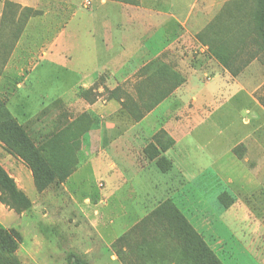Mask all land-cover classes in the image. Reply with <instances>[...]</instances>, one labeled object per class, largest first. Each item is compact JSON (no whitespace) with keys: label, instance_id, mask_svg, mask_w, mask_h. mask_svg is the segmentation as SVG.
<instances>
[{"label":"crops","instance_id":"crops-1","mask_svg":"<svg viewBox=\"0 0 264 264\" xmlns=\"http://www.w3.org/2000/svg\"><path fill=\"white\" fill-rule=\"evenodd\" d=\"M9 1L22 7L39 10L43 0L41 2L40 0ZM35 1L38 4L29 3ZM73 1L45 0V7L49 10L43 12L40 18L54 16V13L50 11L54 2L56 7L60 5L64 8L63 18L69 10L76 7ZM91 1L94 3V9L85 11L78 28L72 29L73 27L69 26L73 19L79 16V12H76L79 10L76 8L75 12L72 11V14L67 15V19L64 17L63 24L50 22V28H54L49 30L50 33L57 32L58 37L55 41L39 46V49L44 52L37 56V59L34 58V64L31 56L33 57L35 53L30 51L34 47L23 45V38H19L13 57L19 50H28L20 67L15 71L21 80L16 85L17 90L11 94L8 93L10 95L8 99L2 93L0 95L7 101L8 109L9 103L14 98L24 96L21 109L26 113L24 116L26 120L22 124L27 125L45 109L46 113L51 114L53 121L61 113L82 110L85 99L81 97V92L94 87L103 74L110 75L113 79L111 81L115 82L113 89L115 90L123 82L134 81L136 74L157 59L163 63L166 61L169 64H178L179 72H182L186 66L183 61L187 62V58L182 57L183 46L185 54H190L191 50L197 49L195 54L200 61L197 62L198 64L205 66L212 63L218 69L215 73L219 72L226 79L236 83L240 82L237 94L247 92L251 97L255 96L258 88L255 89L254 86L248 88L245 82L259 81L258 77H252V70L264 72L257 58L253 59L237 76H233L211 56L208 46H203L196 39L197 34L213 22L221 11H237L236 8H225L231 0ZM5 2L6 0H0V22L3 18ZM56 24L55 30L53 26ZM188 42H194V44L190 46ZM22 45L24 49H21ZM74 55H78V59L81 60L78 65L73 62ZM27 61H31L29 66L32 68L27 69L28 76L23 78L25 68L22 67H25ZM43 65L61 68L65 74L73 77V83L66 87L60 96L49 99L39 95L40 108L35 114H30L31 111L27 112V110L32 101V92L24 93L23 91L31 88L28 86L30 75ZM9 69V64L3 69L0 76V88ZM192 71L184 85L178 87L167 100L149 112L141 121L104 122L106 115H102L100 127L93 129L82 138V155L78 156L79 165L76 171L61 184L65 198L62 210L64 213L67 210L66 214L69 216L67 225L70 229H75L74 233L78 235L71 247H77L85 256L96 258L95 264H107L104 262L106 254L109 264H199L196 241L187 225L181 223L179 219L172 218L170 213L172 209H169L170 212L164 209L154 214L157 210H161L167 200H172L190 228L204 235L206 243V231H215L211 220L197 222L191 219L176 201V195L183 188L179 180L182 174L185 179L187 175L177 171L175 161L170 154L181 152L180 146L188 137H192L198 128L207 124L208 118H212L214 114L210 113L204 121H199L192 126L178 120L182 113L181 96L195 89L192 83L197 79L196 73L201 72L195 69ZM87 106L90 108V113L102 114L105 111L107 115L115 114L122 109V105L116 100H111L106 105L98 103L90 105L89 103ZM184 113L189 114L187 117L190 120L198 115L195 109L190 111L185 109ZM246 113L249 114L250 111L246 110ZM120 130L125 132L119 134ZM161 131H165L174 141V145L161 155L172 163V168L167 173L162 172L157 166L158 158L151 160L145 154V149L153 143V137ZM162 142L168 145L166 139ZM156 147L160 150L158 146ZM225 156L227 153L222 161L220 160L221 165L217 173H210L213 177L210 176L211 180L206 173H202V176L208 180L209 186L217 180L222 181L223 184L226 183L225 175L222 173ZM8 157L13 159L11 155ZM87 172L106 177L104 190L96 187V192H90L91 195L84 193L83 174ZM29 177L32 178L31 173L26 174L27 181L21 186L24 192L26 183H30ZM216 190L219 189L212 188L213 194ZM218 205L219 203H216L215 207L217 206L219 211L225 214L232 213L233 208L223 210ZM74 210L77 212L78 219L71 224L69 220L74 217L73 214L71 215ZM244 222L251 221L243 219L241 223ZM254 224L255 232L241 239L247 237L249 243L255 239L260 227L259 224L255 222ZM226 226L237 233L230 222H227ZM84 233L87 234L84 235ZM220 233L215 237L207 235V239H212L223 247L225 240L222 242L219 240L223 239L225 234ZM124 236L125 238L120 241ZM87 242L89 245L86 244ZM40 252L33 254L38 257Z\"/></svg>","mask_w":264,"mask_h":264},{"label":"rangeland","instance_id":"rangeland-1","mask_svg":"<svg viewBox=\"0 0 264 264\" xmlns=\"http://www.w3.org/2000/svg\"><path fill=\"white\" fill-rule=\"evenodd\" d=\"M74 1L73 3H76L74 9L79 10L76 11L79 12V16H76L69 25L73 27L72 29L79 27L82 21L81 17L85 11H92L94 9L93 1ZM29 3L38 4L37 1ZM55 3L50 8L54 16L52 18L42 19L40 16L43 12L49 10V8L45 7L46 2L43 0L40 9L37 10L39 11V15L27 22L23 33L19 37L23 38V45L34 47L33 50H30L33 54L35 53L33 57L31 56L33 58L31 59L33 64L35 62L34 58L37 59V56L44 52L39 49V46H43L49 41H55L58 37L57 32L50 33V29L54 30V28H50V22L61 25L63 24L64 17L67 19L68 14L75 12L74 9L69 10L71 12L68 11L66 16L62 18L64 8L60 5L56 7ZM57 24L53 26L55 30ZM17 28L11 20H6L5 22L1 19L0 43L11 44L14 41L11 36V31L16 32ZM16 44L14 43L15 46L9 55H7V52L4 53L3 49L0 51V71H3L6 65H10V69L5 74L0 88V93L6 99L10 97L8 93L11 94V92L17 90L16 85L21 79L17 77L18 75L15 71L20 67V63L26 55L25 52L28 51L19 50L16 56L13 57L12 54ZM192 44L194 42H188V45L191 46ZM23 45L21 49H24L22 48ZM182 50V57L187 58V62L183 61L186 63V66L182 72H179L178 64H175V66L166 61L164 63V65L169 66L176 72V75H179L178 77L185 79V82L178 87L186 83L187 76L193 73L192 70H200L201 72L196 73L195 77L197 79L192 83L195 89L181 96L182 113L178 117V120L192 126L199 121H204L206 119L205 117L210 113L214 114H212V118H208L209 121L207 124L198 128L192 137H188L184 144L180 146L179 150L181 152H173L170 154L175 161L177 171H181V173H186L187 175L185 179L182 174L179 180L183 188L176 195V201L183 207L191 219L197 222L211 220V223L214 224L215 231H206L205 238L207 243L204 240V235L199 232L197 234H199L221 264H264V72L259 73L258 70H252V77H258L259 81L255 83L245 82L248 88L250 86H254L253 88L255 89L258 88L254 97H251L247 92L240 95L237 94L240 82L236 83L230 79H226L219 72L215 73V70L218 69L212 63L205 66L198 64L197 62L200 61L197 60L198 55L195 54L197 49L191 50L190 54H185L184 46ZM243 61V59H239L238 63ZM73 62L75 65L81 63L78 55H74ZM23 64L25 63L23 62ZM30 64L31 61H27L25 67H22L25 68L23 78L28 76L29 72L27 69L32 68L29 66ZM262 67L264 70L263 65ZM141 71L135 75L134 81L129 80L121 83L117 88L118 92L116 95L119 97H124V95L133 96L131 98L134 99V102H139V98L136 97V89L140 88L145 95H149L152 87H150L149 91V86H146L148 83L143 82L147 75H142ZM166 76L170 77L171 75ZM173 77L175 78L173 82L157 84L162 86L161 91L164 90L162 92L163 94L169 91V96L178 88L173 87L178 82V78L176 76ZM111 80L113 79H111L110 75L103 74L94 87L84 90L87 91V97H84L85 106L78 112L77 110L65 112L67 119L69 118L70 121L73 117H77L83 112L90 113V108L87 106L89 103L90 105H93V103L106 105L111 100H114V96L112 97L111 93L114 91L115 82ZM72 83L73 77H69L61 68L46 65L41 66L36 72L30 75L28 86L32 89L28 88L23 91L24 93L32 92V101L29 103L30 108H28L27 112L31 111L30 114H35L40 108L41 97L39 95L49 99L60 96L65 91V88L69 87ZM158 97L147 96L143 101L147 102V105H152L159 100ZM23 98V95L14 98L9 103V109L14 114L11 113L18 124L27 127L26 123L22 124L26 120L24 117L26 113L21 109ZM168 98H163L152 110ZM118 102L120 101L118 100ZM131 109L137 113V109L134 106ZM185 109L189 111L195 109L198 115H195L193 120H190L187 117L189 114L184 113ZM246 110L250 111V113L247 114ZM91 114L97 120V124L93 129L100 127L102 115H106L104 122L132 123L135 121L123 107L115 114L107 115L105 111L102 114L93 112ZM37 118L38 120H36ZM52 121L49 112L44 115L40 113L31 122L30 127L26 128L27 132L30 136H33L32 134L34 133L44 135L48 131H52L50 130ZM123 132L125 130H120L119 134ZM1 147L2 145L0 146V166L8 172L21 190V186L27 181L26 174L31 173L32 175V178L29 177L28 180L32 185L26 183L27 186L25 187V194L32 202V208L29 211L16 212L2 199L3 196L0 193V228L8 231L14 229L22 236L23 242L17 251L21 264H38L40 262V264H95L96 258L85 256L82 252H79L77 247H71V244L74 245V242H76L78 235L74 233L75 229H70L68 227L69 225H67L69 218L66 214L67 210L66 213L62 210V203L65 202V198L60 184L61 181L57 180V183H54L44 192L39 193L35 184H33L34 180L32 181V171L26 163L18 157L13 156V159L8 157L10 154L4 150V147H2L3 149ZM226 153L227 156H225L222 166V173L225 175L226 183L223 184L222 181L217 180L216 183L209 186L207 184L208 180L205 176H202V173H206L211 180L213 177L210 173H217ZM80 154L82 155V149L77 153L78 156ZM160 157H157L158 160ZM83 178L85 181L84 193L87 195L96 192L97 188L104 190L106 177L100 174L98 175L97 173L87 172L83 174ZM212 188L219 190H216L213 194ZM222 195H226L223 202L221 200ZM216 203H219L218 206L223 210L233 208L231 210L232 213L225 214V212L219 211L217 206L215 207ZM72 214L74 217L69 220L71 224L75 219H78L75 210ZM243 219H249L251 222L241 223ZM227 222L232 224V228L237 233H234L226 226ZM254 222L257 225L259 224V234H256L255 239L249 243L247 237L242 239L241 237L255 232L256 226ZM220 232L225 234L223 239L219 240L221 242L225 240L223 247L219 243L216 244L212 239H207V235H214L215 237L216 234H221ZM86 244L89 245L88 242ZM37 251L41 252L39 253L40 255L38 254V257H35L33 253ZM104 262L109 264L107 254ZM200 263L201 260L199 259Z\"/></svg>","mask_w":264,"mask_h":264},{"label":"trees","instance_id":"trees-1","mask_svg":"<svg viewBox=\"0 0 264 264\" xmlns=\"http://www.w3.org/2000/svg\"><path fill=\"white\" fill-rule=\"evenodd\" d=\"M225 8H236L237 11H221L213 22L197 34V41L203 46H208L211 56L233 76H237L255 58L264 66V0H231ZM38 15L39 11L32 8L22 7L11 1L5 2L2 20L5 22L11 20L18 27L16 32L11 31L15 44L23 33L27 22ZM13 42L9 45L0 43V51L3 49L7 55L11 54L15 46ZM239 59L244 61L238 63ZM2 73L3 71H0V76ZM141 73L147 75L143 82L148 83L146 86H149V91L150 87L152 89L149 95H145L140 88L136 89V97L139 98V102H134V99L131 98L133 96L130 95L117 96L118 89L111 93V96H114L113 99L119 100L122 107L136 122H139L145 114L150 112L159 101L168 97L169 91L163 94L162 86L157 84L173 82V80L175 81L173 76L178 78L174 88L185 82L184 78L178 77L179 75H176V72L169 66L164 65L160 59L144 67ZM81 96L87 97V91H82ZM147 96L160 97L156 103L147 105V102L143 101ZM122 99L123 101H121ZM132 106L137 109V113L131 109ZM143 109L144 111H142ZM44 114H46V109L41 112V115ZM31 122L26 126L30 127ZM96 124V117L91 113H81L70 121L63 113L52 121V129L50 128L52 131H48L44 135L34 133L33 136H30L27 127L18 124L7 107V101L0 96V143L6 152L26 163L32 171L34 184L39 193L57 183V180L61 181L60 184L64 183L76 171L79 164L77 153L81 149L82 138ZM163 139L168 141V145H164ZM173 145L174 141L165 131H161L153 137V143L146 148L145 154L152 160L160 157ZM156 146L160 150H157ZM157 166L162 172H167L172 168L171 161L164 156L159 158ZM0 193L3 196L2 199L16 212H27L32 208L29 197L1 166ZM225 197L226 195L221 196L222 202ZM164 209L169 212V209H172L170 212L172 218L179 219L191 230L196 241L200 264H221L199 234L190 228L172 200H167L161 210H157L154 214L156 215ZM124 238L125 236L120 241ZM22 242L23 238L16 230L8 231L0 228V264H21L17 251Z\"/></svg>","mask_w":264,"mask_h":264}]
</instances>
